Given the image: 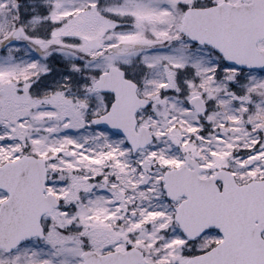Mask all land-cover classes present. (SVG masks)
Wrapping results in <instances>:
<instances>
[{"label": "snow or ice", "instance_id": "1", "mask_svg": "<svg viewBox=\"0 0 264 264\" xmlns=\"http://www.w3.org/2000/svg\"><path fill=\"white\" fill-rule=\"evenodd\" d=\"M0 264H264V0H0Z\"/></svg>", "mask_w": 264, "mask_h": 264}]
</instances>
